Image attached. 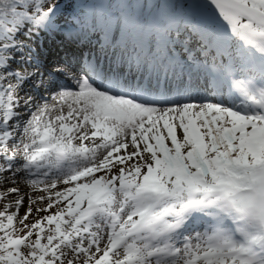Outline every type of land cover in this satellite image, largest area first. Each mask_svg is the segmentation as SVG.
Listing matches in <instances>:
<instances>
[{
    "label": "snow or ice",
    "instance_id": "1",
    "mask_svg": "<svg viewBox=\"0 0 264 264\" xmlns=\"http://www.w3.org/2000/svg\"><path fill=\"white\" fill-rule=\"evenodd\" d=\"M157 8L129 77L50 62L60 0H0V264H264V0Z\"/></svg>",
    "mask_w": 264,
    "mask_h": 264
},
{
    "label": "bare ground",
    "instance_id": "2",
    "mask_svg": "<svg viewBox=\"0 0 264 264\" xmlns=\"http://www.w3.org/2000/svg\"><path fill=\"white\" fill-rule=\"evenodd\" d=\"M160 1L165 2V0ZM171 1L172 0H169V2ZM121 2L129 3L128 0H114L115 4ZM93 4L100 5L98 3H91L87 9L82 8L76 14H71L64 9L63 17L59 22L61 31L55 35H40L39 37H34L33 43L39 46L40 50L49 57L50 62L68 60L72 64H77L83 57L85 65H87L89 61L92 63L99 62V64L105 69H122L125 76H138L136 71V61L133 54L134 49H136L134 48V45H131L127 41L120 40V43L117 44L116 47H111L107 42L108 37L104 34L106 31L103 30L102 27L99 25L94 29L90 27L93 18L101 20L99 18L102 17L105 12V7L92 8L91 5ZM76 17H79L81 21L86 20L87 23L83 29L79 24H75L74 26V20ZM102 20H104V18ZM114 29L115 28L112 26L107 30L112 31ZM68 31H71L73 36L78 37V39L73 42L66 40L64 35ZM129 40L135 43L131 38H129ZM108 41L110 42V39H108ZM140 46H144L146 49V51L139 53L141 57H143L149 47L152 51H155L154 49L156 48V45L150 40H148V42H143ZM161 46H163V42ZM193 54L195 55L196 51H194ZM181 55L182 54L177 52V56ZM130 57L131 62H129ZM212 87L215 88L216 86L212 85ZM41 92L45 97L48 96L43 90H41ZM41 103H43V101H41ZM4 184L7 185L9 183Z\"/></svg>",
    "mask_w": 264,
    "mask_h": 264
},
{
    "label": "rangeland",
    "instance_id": "3",
    "mask_svg": "<svg viewBox=\"0 0 264 264\" xmlns=\"http://www.w3.org/2000/svg\"><path fill=\"white\" fill-rule=\"evenodd\" d=\"M81 1L82 2L85 1V3L83 4H86V5H89L92 2H95V3L99 2V0H84V1L83 0H60V3L63 9L73 10L74 9L73 7H75L78 3H81ZM109 1H110V5H113V6L111 8L108 7L106 9H115L114 0H109ZM128 2L131 4L125 7L123 12L125 15H127L130 12L132 13V14L127 15L130 18L129 28L137 30L138 29L137 26L142 27L144 25V22L148 20L149 24L146 28L148 29V32L150 33L152 32L155 34H161L162 25L170 22L169 18L161 14L160 10L157 8V4L163 3V1H160V0H128ZM171 2H173V0ZM174 2L180 3V2H183V0H174ZM139 11H140V14H139ZM106 14L107 15L109 14L108 16H110V18L111 17L114 18L117 15V10L113 12L112 10H110V12L108 13L106 11ZM131 25H134V26H131ZM182 31H183V28H182ZM173 35H175V33H173ZM11 186L12 185L10 183L7 185L3 184V186L0 187V191H3L4 189L11 187ZM20 188L22 192L31 193L32 195L38 194V193L31 192V189L23 182L20 184ZM27 207H28V197L25 196L24 205L23 207L20 208L21 216L24 214ZM40 215H43V213H41ZM32 219H35V214L33 215V217L30 218V220Z\"/></svg>",
    "mask_w": 264,
    "mask_h": 264
}]
</instances>
